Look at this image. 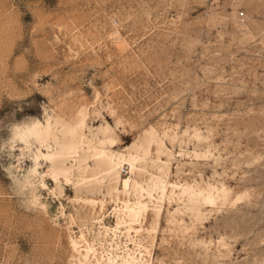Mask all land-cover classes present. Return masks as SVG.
Segmentation results:
<instances>
[{"label": "rangeland", "instance_id": "obj_1", "mask_svg": "<svg viewBox=\"0 0 264 264\" xmlns=\"http://www.w3.org/2000/svg\"><path fill=\"white\" fill-rule=\"evenodd\" d=\"M0 264H264V0H0Z\"/></svg>", "mask_w": 264, "mask_h": 264}, {"label": "bare ground", "instance_id": "obj_2", "mask_svg": "<svg viewBox=\"0 0 264 264\" xmlns=\"http://www.w3.org/2000/svg\"><path fill=\"white\" fill-rule=\"evenodd\" d=\"M84 122H85L84 120H81L78 123V125H71V124H69V119L67 120L65 117L59 116L55 122L48 121L46 125H42L39 123L32 128H16V130L14 132V136L16 138V141L19 144L20 143H29L30 142L29 139L32 138V139L40 142L41 144L46 145V147H53L52 145H50V143H51L50 140H52L53 143H55L54 146L58 147L57 150L55 152H54V150H52L53 152H50V150H49L47 154H41V156L45 157L46 159L51 161L50 173L52 176L55 177V179H58L59 176H63L66 179V181L69 182V175L71 173L73 165H71V167H69L67 162L69 161L70 158L73 159L77 154H79L80 150L84 147V145L88 144L87 143V137L85 136V134L83 132ZM75 123H77V122H75ZM112 139H114V138H112ZM103 141L104 140H102V144H104ZM114 142L110 141V143H114ZM148 145H149V143H148ZM139 146H137L138 150H139ZM135 151H136V149H135ZM159 151H161V150H159ZM110 152L111 151L108 152V151L102 150V151H99L96 153V155L98 156V162L99 163L104 162L107 166L106 175H107V177H109L110 183H111V181L118 183V181L120 179V168H121L123 163H128L134 172L135 170H138L137 169L138 163L141 160H143L142 157L138 153L133 154L131 152L132 154L130 153L131 155L130 156L128 155L129 158L127 159L124 157V154H122L123 156L122 155L120 156L121 153L117 154V155H119L117 158V157L112 155L113 152H111V153ZM114 155H116V154L114 153ZM143 155L146 156L147 153L145 152V154H143ZM126 157H127V155H126ZM125 161H127V162H125ZM123 184H124V190L123 191L125 193H128V191L131 189V186H132L131 179L130 178L124 179ZM136 184H137V182L134 183L133 186H138V184L137 185ZM113 185H114V183H113ZM139 187H140V185L138 186V188ZM114 188H115V186H114ZM134 189H135V187H134ZM135 190H137V187ZM141 202L136 203V206H126V214L128 217H130L131 221L132 220H135V221L139 220L138 218L147 211V205L143 204ZM73 244L75 246H78L75 241H73ZM75 248H77V247H75Z\"/></svg>", "mask_w": 264, "mask_h": 264}]
</instances>
